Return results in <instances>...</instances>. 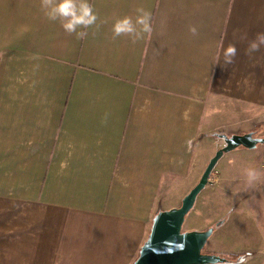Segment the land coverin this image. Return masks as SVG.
Returning a JSON list of instances; mask_svg holds the SVG:
<instances>
[{
  "label": "crops",
  "instance_id": "obj_1",
  "mask_svg": "<svg viewBox=\"0 0 264 264\" xmlns=\"http://www.w3.org/2000/svg\"><path fill=\"white\" fill-rule=\"evenodd\" d=\"M89 3L99 19L77 39L40 0H0V264H133L217 122L264 117V47L246 54L264 0ZM137 8L151 35L114 39Z\"/></svg>",
  "mask_w": 264,
  "mask_h": 264
},
{
  "label": "rangeland",
  "instance_id": "obj_2",
  "mask_svg": "<svg viewBox=\"0 0 264 264\" xmlns=\"http://www.w3.org/2000/svg\"><path fill=\"white\" fill-rule=\"evenodd\" d=\"M235 121L236 118L228 116L217 122L220 127L211 134L202 163L196 166L195 180L189 182L188 189L198 183L209 160L224 147L216 135L252 133L264 138V117ZM249 171L256 173L255 178H249ZM209 181L186 218L183 230L203 231L213 227L214 233L203 252L232 261L240 257V263L236 264H256L258 259L264 264V145L254 150L239 148L224 155Z\"/></svg>",
  "mask_w": 264,
  "mask_h": 264
},
{
  "label": "water",
  "instance_id": "obj_3",
  "mask_svg": "<svg viewBox=\"0 0 264 264\" xmlns=\"http://www.w3.org/2000/svg\"><path fill=\"white\" fill-rule=\"evenodd\" d=\"M216 136L224 142V147L215 152L198 183L182 198L178 207L155 215L148 237L133 264H227L225 257L203 252L214 233L213 227L203 231H184L183 226L221 158L239 148L254 150L258 145H264V138L254 137L252 133Z\"/></svg>",
  "mask_w": 264,
  "mask_h": 264
},
{
  "label": "clouds",
  "instance_id": "obj_4",
  "mask_svg": "<svg viewBox=\"0 0 264 264\" xmlns=\"http://www.w3.org/2000/svg\"><path fill=\"white\" fill-rule=\"evenodd\" d=\"M40 7L46 19L60 23L61 28L69 35L75 34L77 39L87 37V29L97 24L99 19L89 0H40ZM135 18L123 16L114 20L111 25L113 38L128 37L132 43L144 39L145 35H151L153 28L151 13L143 8L136 9ZM189 32L195 36L198 34L195 26H189ZM264 47V33H258L254 39L248 41L246 54L252 56ZM237 55V48L233 44L226 47L221 45L217 53L216 63L219 65L222 57L224 65L233 63ZM249 178H255L256 173L248 172Z\"/></svg>",
  "mask_w": 264,
  "mask_h": 264
},
{
  "label": "trees",
  "instance_id": "obj_5",
  "mask_svg": "<svg viewBox=\"0 0 264 264\" xmlns=\"http://www.w3.org/2000/svg\"><path fill=\"white\" fill-rule=\"evenodd\" d=\"M205 253V252H204ZM227 259V264H236V263H240V260H241V258L239 257V258H236L235 259V261H232L231 259H229V258H226Z\"/></svg>",
  "mask_w": 264,
  "mask_h": 264
}]
</instances>
